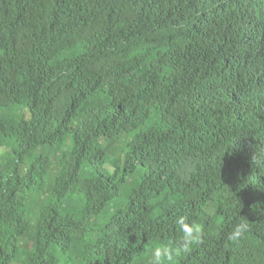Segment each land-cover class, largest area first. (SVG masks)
<instances>
[{"label": "trees", "instance_id": "16d2710c", "mask_svg": "<svg viewBox=\"0 0 264 264\" xmlns=\"http://www.w3.org/2000/svg\"><path fill=\"white\" fill-rule=\"evenodd\" d=\"M178 215L176 264H264V0H0V264H148Z\"/></svg>", "mask_w": 264, "mask_h": 264}, {"label": "clouds", "instance_id": "9594fccd", "mask_svg": "<svg viewBox=\"0 0 264 264\" xmlns=\"http://www.w3.org/2000/svg\"><path fill=\"white\" fill-rule=\"evenodd\" d=\"M174 224L178 227L179 237L174 241L159 243L150 250L148 264H176L178 258L186 256L193 249L204 243L205 229L195 220L186 215L175 217ZM249 225L240 220L228 235L230 241H238L248 231Z\"/></svg>", "mask_w": 264, "mask_h": 264}]
</instances>
